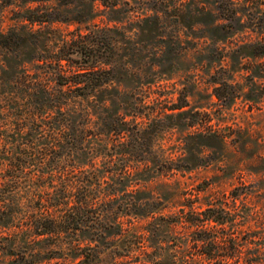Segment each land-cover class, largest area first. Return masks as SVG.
Here are the masks:
<instances>
[{
    "label": "rangeland",
    "instance_id": "rangeland-1",
    "mask_svg": "<svg viewBox=\"0 0 264 264\" xmlns=\"http://www.w3.org/2000/svg\"><path fill=\"white\" fill-rule=\"evenodd\" d=\"M98 34L113 47L104 55L110 57L112 82L75 97L77 86L59 85L63 79L55 70L73 76L85 63L75 53L59 67L55 59L72 43ZM43 87L63 89L56 101L77 108L72 129L86 122L78 110L92 114L93 133L101 128V114L124 113L130 126L137 124L139 132L128 131L126 140L140 137L138 155L145 159L109 160L102 153L93 164L116 183L109 188L121 192L128 185L126 199L120 193L125 202L149 200L154 217L126 215L120 208L123 229L114 237L108 235L113 230L96 225L64 236L60 246L0 242V264H264V0H0L5 191L12 181L10 158L45 148L37 135L47 134V126L34 136L35 148L19 146L30 129H18L26 120L25 108L17 106L27 103L36 111ZM176 103L187 104L175 110L184 113L166 116ZM89 140L98 154L106 146V152L118 149L113 133ZM20 157L28 161L19 174L22 183L30 182V170L37 181L36 169H47L39 156L35 167L28 155ZM123 165L134 173L120 182L108 170ZM7 232L0 229V240Z\"/></svg>",
    "mask_w": 264,
    "mask_h": 264
},
{
    "label": "trees",
    "instance_id": "trees-1",
    "mask_svg": "<svg viewBox=\"0 0 264 264\" xmlns=\"http://www.w3.org/2000/svg\"><path fill=\"white\" fill-rule=\"evenodd\" d=\"M112 51L111 42L99 34L91 41L79 40L72 43L68 50L63 51V55L55 59L58 67V62L70 53L79 54L81 62L85 64L79 65L76 71H73V76L65 74V71L59 68L55 70V75L63 79L62 82L58 81L59 85L62 87L65 85L77 86L79 92L75 97H87L109 84L113 79L111 68H108L110 57L108 59V56L104 55L112 53ZM63 93H65L63 89L52 91L43 87L40 91L41 97L37 96L42 99V102L38 104L39 107L38 109L36 107V111L30 109V105L27 103L24 105L17 103L18 109L25 108L24 119L26 120L21 123L18 129L20 131L30 129L25 134L26 140L23 138L24 141L19 144L21 148L22 145L35 148L37 145V139L34 137L37 135L36 133L39 130H44L45 126L48 127V132H46L47 134L42 133L41 136L37 135L45 141L43 143L45 148L41 152H25L20 149V154L16 152L15 158H10L12 169H10L8 177L12 181L8 184L11 186H7L9 191H5L6 188L2 186L3 184L0 186V229L1 231L8 230L7 236L0 242L5 246H17L22 243L26 246H60L66 241L64 236L71 237L72 234L74 235L83 228L89 230L96 225L102 229L113 230L108 235L114 237L121 234L123 229V224L119 221L120 216L116 211L120 208L126 210V215H132V211H134V214L138 216L140 211L143 217L150 215L154 217L155 209L146 207L151 205L149 200L140 201L136 197H131L127 200L128 202H125L124 200L129 194L128 185L124 186L121 192L109 188L111 186L108 184L113 186L116 183L109 182L105 171L100 174L93 164L94 156L102 155V153L107 159H112L115 155L122 158H136L138 161L145 159L138 155L143 153L140 151L142 144L138 143L141 138L135 136L134 140H126L128 131L133 136L139 132L137 124L130 126L124 113L101 114L98 118L101 128L93 133V126L91 127L89 124L92 114L90 111L78 110V114L86 122H83L82 129H72L71 115L77 113V108L67 102L62 104L56 101V99L58 101L60 98L62 99ZM103 102L107 105V101L103 100ZM186 106L187 104L184 103L173 104L169 108L172 112L165 115L168 117L179 116L184 112L175 113V110H182ZM163 119V117H158L157 120L161 122ZM99 123L97 122V125ZM189 125L193 126L194 122H190ZM144 132H146V128L140 133L144 134ZM112 133L119 139V142L115 144L118 147L116 152H106L108 146L105 151L103 150L104 152L101 150L100 154L91 149L89 139L93 134L106 138ZM146 137L148 138L149 135ZM89 154H94L93 158L89 159ZM20 155H28L29 161L34 167L36 160L33 158L39 156V159L37 158L39 165L47 168L46 170L36 169L39 173L37 181L34 180L36 174H31L33 170H30L28 174L31 177L29 183L20 181L21 175L19 174L26 169L25 166L23 167V163L28 162L21 159ZM81 156H86V160L81 161ZM130 169L127 165H123L116 171H108L112 173L114 179L122 182L134 173ZM38 180H42V182ZM120 193L124 196V200L121 199ZM114 205L118 206L114 208ZM109 218L113 220L111 221ZM10 229L18 230V232L11 233ZM153 231L148 232L153 233ZM97 235L107 237L105 233ZM91 239L93 238L91 237ZM68 243L73 246H82L79 240L76 242L69 240Z\"/></svg>",
    "mask_w": 264,
    "mask_h": 264
}]
</instances>
